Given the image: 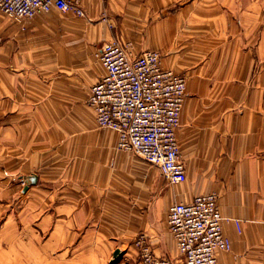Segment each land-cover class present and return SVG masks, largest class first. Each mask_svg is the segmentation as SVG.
<instances>
[{
	"label": "crops",
	"instance_id": "1",
	"mask_svg": "<svg viewBox=\"0 0 264 264\" xmlns=\"http://www.w3.org/2000/svg\"><path fill=\"white\" fill-rule=\"evenodd\" d=\"M81 6L0 16V264H111L116 250L114 264H143V246L181 264L168 209L208 193L231 241L218 264H264V0ZM114 39L185 76L180 184L118 150L88 105L105 75L96 53Z\"/></svg>",
	"mask_w": 264,
	"mask_h": 264
},
{
	"label": "built area",
	"instance_id": "2",
	"mask_svg": "<svg viewBox=\"0 0 264 264\" xmlns=\"http://www.w3.org/2000/svg\"><path fill=\"white\" fill-rule=\"evenodd\" d=\"M56 9L85 13L81 0H0V16L15 22ZM105 75L90 89L88 105L97 124L117 133V149L135 154L160 170L169 185L185 181V165L175 132L185 100V76L161 66L157 51L133 56L120 39L104 43L96 53ZM218 196L200 194L191 201L175 202L167 224L181 264H218L217 254L229 252L231 241L223 233ZM240 230V221L232 220ZM144 236L137 238V243ZM143 264H176L157 257L148 247L140 252Z\"/></svg>",
	"mask_w": 264,
	"mask_h": 264
},
{
	"label": "water",
	"instance_id": "3",
	"mask_svg": "<svg viewBox=\"0 0 264 264\" xmlns=\"http://www.w3.org/2000/svg\"><path fill=\"white\" fill-rule=\"evenodd\" d=\"M34 181H35V177L34 176H30L29 178H27V184H33ZM120 254L121 253H120L119 250H116L114 252V254H113V260L111 261V264H114L118 260Z\"/></svg>",
	"mask_w": 264,
	"mask_h": 264
},
{
	"label": "bare ground",
	"instance_id": "4",
	"mask_svg": "<svg viewBox=\"0 0 264 264\" xmlns=\"http://www.w3.org/2000/svg\"><path fill=\"white\" fill-rule=\"evenodd\" d=\"M178 143V142H177ZM179 145V144H178Z\"/></svg>",
	"mask_w": 264,
	"mask_h": 264
}]
</instances>
